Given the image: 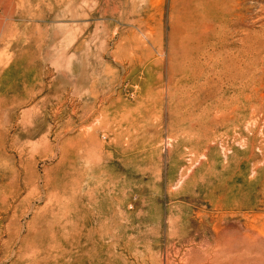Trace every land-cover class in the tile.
<instances>
[{
    "label": "rangeland",
    "instance_id": "obj_1",
    "mask_svg": "<svg viewBox=\"0 0 264 264\" xmlns=\"http://www.w3.org/2000/svg\"><path fill=\"white\" fill-rule=\"evenodd\" d=\"M0 264H264V0H0Z\"/></svg>",
    "mask_w": 264,
    "mask_h": 264
}]
</instances>
